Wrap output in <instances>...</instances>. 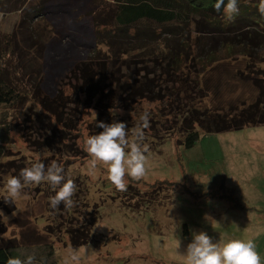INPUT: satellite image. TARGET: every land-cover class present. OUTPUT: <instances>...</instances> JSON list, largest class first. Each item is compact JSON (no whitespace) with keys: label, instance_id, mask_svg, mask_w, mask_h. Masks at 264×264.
<instances>
[{"label":"rangeland","instance_id":"obj_1","mask_svg":"<svg viewBox=\"0 0 264 264\" xmlns=\"http://www.w3.org/2000/svg\"><path fill=\"white\" fill-rule=\"evenodd\" d=\"M113 8L112 0H0V33L8 34L19 25L23 45L39 61L34 70L42 91L48 96L61 91L67 97L71 68L95 49L94 19H107ZM103 27L105 32L114 30L112 25L99 28ZM189 27L186 30L193 40L196 22ZM206 29L205 35L211 36ZM191 42L190 51L198 53L195 40ZM215 57L218 61L202 77L210 87L205 104L197 105L227 110L253 102L259 92L254 80L264 83V61L226 49ZM29 68L24 67V72H31ZM163 103L139 100L116 115L128 122L139 121L144 111L161 118ZM19 113L17 120H9L3 156V161L16 164L0 172V211L8 217L0 222L6 228L0 238L18 236L26 246L16 249L15 255L35 251L38 258L45 255L48 264H64L66 250L71 248L78 250L79 264H186L183 254L191 233L203 230L222 241L254 240L264 264V125L206 135L189 149L178 147L175 136L160 147H150L146 175L126 176L127 190L121 192L107 179L106 164L98 165L95 177L87 174L89 154L67 166L63 155L30 147L25 139L29 129ZM95 114L89 108L83 118L89 120ZM164 117L171 118L166 113ZM81 133L85 140L84 126ZM37 159L46 167L50 160L62 164L65 177L74 173L70 177L76 184L73 204L68 210L63 202L51 209L49 197L55 190L41 182L26 186L15 210L8 212L2 193L5 179ZM80 225L87 227V240L74 248L68 232Z\"/></svg>","mask_w":264,"mask_h":264},{"label":"trees","instance_id":"obj_2","mask_svg":"<svg viewBox=\"0 0 264 264\" xmlns=\"http://www.w3.org/2000/svg\"><path fill=\"white\" fill-rule=\"evenodd\" d=\"M112 2L114 8L107 19H94L95 49L71 68L67 97L61 91L52 96L42 91L39 73L34 70L39 61L23 45L19 25L8 34L0 33V172L16 164L13 160L3 161V156L9 141V120H17L19 111L29 129L25 136L28 145L63 155L67 166L71 160L88 155L82 143V126L89 136L102 131L96 121H125L129 138H133L139 121L128 122L110 111L128 110L139 100L166 103L161 118L150 115V127L145 129L149 148L160 147L175 136L178 147L189 149L206 135L264 125V83L260 79L254 80L258 95L247 105L227 110L197 105L201 101L205 104L210 87L202 77L218 61V52L226 49L264 61V14L258 10L257 1L239 0L240 11L232 20L214 9L213 0ZM192 22H196L193 40L198 53L190 51L193 40L186 27L190 28ZM109 25L113 31L99 28ZM204 28L212 35L206 36ZM203 48L206 52L201 53ZM29 65L32 71L24 72ZM245 65L251 70V64ZM89 108L96 114L84 120ZM165 113L171 118L165 119ZM8 204L7 211H14L15 204ZM5 229L4 224L0 225L1 235ZM86 229L80 225L69 230L72 247L86 243ZM22 245L18 236L0 238V264H6L16 249L26 247Z\"/></svg>","mask_w":264,"mask_h":264},{"label":"clouds","instance_id":"obj_3","mask_svg":"<svg viewBox=\"0 0 264 264\" xmlns=\"http://www.w3.org/2000/svg\"><path fill=\"white\" fill-rule=\"evenodd\" d=\"M212 6L216 11H222L227 20H232L240 11L239 0H213ZM258 10L264 14V0H260ZM117 111L120 110L110 113L115 115ZM96 126L102 131L84 140V150L90 157L87 161V174L95 177L98 165L106 164L107 179L116 190L126 191V176L140 179L146 175L149 145L145 142V129L150 127V113L144 111L139 116V123L131 139L125 121H96ZM41 182L48 183L55 190V194L49 197L51 209L59 208L61 202L66 208L73 204L76 184L73 179L65 178L63 165L53 160L46 167L39 159L21 169L18 175H9L5 179L2 189L4 202L15 204L22 197L26 186L39 185ZM5 219L8 217L0 211V222ZM191 236L183 254L186 264H262V257L252 239L232 238L222 241L203 230L193 231ZM79 261L78 250H66L64 264H79ZM6 264H48V259L45 255H39L38 258L35 251H29L9 256Z\"/></svg>","mask_w":264,"mask_h":264}]
</instances>
